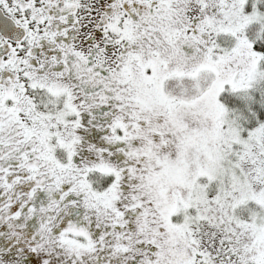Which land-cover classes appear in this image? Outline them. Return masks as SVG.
Returning a JSON list of instances; mask_svg holds the SVG:
<instances>
[{
  "label": "snow or ice",
  "instance_id": "obj_1",
  "mask_svg": "<svg viewBox=\"0 0 264 264\" xmlns=\"http://www.w3.org/2000/svg\"><path fill=\"white\" fill-rule=\"evenodd\" d=\"M0 264H264V0H0Z\"/></svg>",
  "mask_w": 264,
  "mask_h": 264
}]
</instances>
